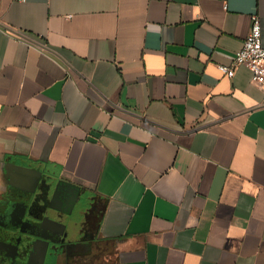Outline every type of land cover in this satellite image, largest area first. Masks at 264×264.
Returning <instances> with one entry per match:
<instances>
[{
    "label": "crops",
    "instance_id": "1",
    "mask_svg": "<svg viewBox=\"0 0 264 264\" xmlns=\"http://www.w3.org/2000/svg\"><path fill=\"white\" fill-rule=\"evenodd\" d=\"M264 0H0V264H264Z\"/></svg>",
    "mask_w": 264,
    "mask_h": 264
},
{
    "label": "built area",
    "instance_id": "2",
    "mask_svg": "<svg viewBox=\"0 0 264 264\" xmlns=\"http://www.w3.org/2000/svg\"><path fill=\"white\" fill-rule=\"evenodd\" d=\"M239 66L247 67L251 72V82L264 92V45L262 41V23L258 14L251 16V29L244 40L241 50L236 52L230 65H219L221 73L232 78Z\"/></svg>",
    "mask_w": 264,
    "mask_h": 264
}]
</instances>
